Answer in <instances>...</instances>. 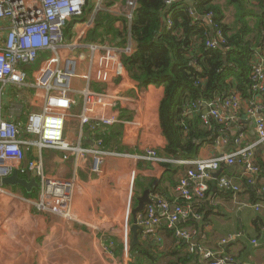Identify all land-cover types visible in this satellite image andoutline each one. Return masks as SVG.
<instances>
[{"label": "crops", "instance_id": "0c3cea01", "mask_svg": "<svg viewBox=\"0 0 264 264\" xmlns=\"http://www.w3.org/2000/svg\"><path fill=\"white\" fill-rule=\"evenodd\" d=\"M89 2L90 11L85 16L67 22L63 31L65 48L59 51L62 57L76 58L78 65L77 77L72 83L71 98L74 104L67 112L64 132V141L75 149L41 152L47 174L72 181L68 214L79 219L73 220L82 226L84 232L79 234H88L91 239H108V252L115 256L128 254L130 264H206L208 261L203 260V254L207 252L215 257L229 256L239 264H264V202L257 201L254 196L257 187L264 188V171L255 174L253 183L247 185L246 170L238 164H224L222 168L221 165L217 177L214 175L217 171L211 173L206 182L205 197L199 203L203 209L199 212L201 219L192 218L194 224L180 221L176 227L169 226L166 222L150 228L142 227L135 235L136 244L130 247L133 238L130 231L133 225L131 211L137 205L136 199L144 190L150 189L152 201L160 198L173 203L176 200L175 188L178 181L186 173V169L181 171L178 168L186 165L176 163L181 158L173 160L160 155L166 146L159 122V105L164 90L151 83L144 84L151 77H141L133 66L137 50L131 39V21L136 0ZM217 3L222 4L224 0H217ZM235 16L232 7L225 9L226 24L234 26ZM209 23L207 20V25ZM208 33L212 38L210 29ZM106 50L117 54L115 62L121 61L123 72L112 76L104 84L94 83L96 54ZM45 58L46 54L39 57L36 65L29 69L30 76ZM254 60L256 65L261 64L264 69V41L262 46L257 47ZM91 93H107L114 97L115 105L109 114H117L120 123L109 128L95 121H91L89 125H81L83 98ZM231 95L236 94L230 92L227 98ZM225 99L216 101L219 103V112L226 120L222 124L224 129L219 128L213 142L204 144L192 160H210L252 147L253 162L260 168L259 165H264V144L258 141L255 121L264 117V93L251 91L249 99L238 97L239 107L235 110L221 105ZM125 100L134 101V105H125ZM30 102L29 98H24L25 110ZM10 103L17 102L5 98L3 107L6 109ZM199 103L188 105L184 108L183 115L190 126L200 116L206 128L211 130V123L217 122L208 114L205 105L198 107ZM146 134H151L156 142L147 141L144 138ZM151 144L155 146L160 160L138 158ZM82 149H89L97 155L104 153L99 175L91 172L94 165L93 153L83 155L80 151ZM36 154L35 149H29L26 159L34 158ZM165 164L170 165L169 168ZM31 175L32 179L33 174ZM222 177L238 186V191L234 193L221 189L218 181ZM146 210L147 205L140 215L145 214ZM157 214H160L159 210ZM29 220L32 223L31 217ZM177 229L193 233L190 244L182 242L183 245L187 244L183 248L177 242L174 232ZM20 234L11 239L18 241V252L4 264H29L26 255L29 248L24 244L25 233ZM123 240L129 242L126 248ZM194 240L195 245L192 242ZM58 241V237L47 241L49 252L47 257L43 255L42 264H60ZM65 243L67 244L66 241ZM104 244L106 246L108 242L105 241ZM69 246L74 247L75 244L69 243ZM120 246L121 252L118 251ZM85 257L87 264L99 263L95 254H85Z\"/></svg>", "mask_w": 264, "mask_h": 264}, {"label": "built area", "instance_id": "2783aa9c", "mask_svg": "<svg viewBox=\"0 0 264 264\" xmlns=\"http://www.w3.org/2000/svg\"><path fill=\"white\" fill-rule=\"evenodd\" d=\"M85 4L86 0H0V180L16 171L20 178L29 181L32 173L39 185L37 207L58 215H69L72 181L47 174L41 152L75 149L64 141V132L67 112L74 104L71 98L72 83L77 77L78 65L76 58L62 57L59 51L65 48L63 31L67 22L80 18ZM206 19L211 23V15ZM167 26H171L169 20ZM223 43L221 32L217 29L216 40L209 39L206 45L216 48ZM44 54L47 58L30 76L29 69ZM114 57H118L117 54L108 50L96 54L94 83L104 84L112 76L123 72L121 61L115 62ZM116 69L120 71L117 72ZM251 78L254 82L252 91L264 93V69L261 64L253 68ZM7 88L17 89L30 99L27 110L22 103H10L6 109L3 107ZM124 103L127 106L134 105L132 100H125ZM114 105V97L107 93L85 95L80 116L81 125H89L91 121H95L109 128L120 123L117 114H109ZM200 105L207 107L208 114L217 123L226 122L216 101H205L199 103L198 107ZM221 105L235 110L239 107V99L236 95H231ZM255 131L258 141L264 144V117L255 121ZM144 138L151 143L156 142L151 134L144 135ZM98 143L100 144L99 141ZM29 149H35L37 154L27 160L25 150ZM80 151L83 155L93 153L89 149ZM93 155L94 165L91 172L99 175L105 155L103 152ZM253 156L254 149L247 147L228 156L210 160L176 161L177 164L190 167L175 188L176 200L173 203H167L160 198L152 201L151 205H147L146 213L137 216V224L150 228L166 222L169 226L176 227L180 221L201 219L199 214H193L190 205H197L204 199L206 182L211 173L218 171L221 165L238 164L246 170L248 184H252L253 176L260 172L258 165L253 162ZM138 158L160 160L153 144L146 147ZM218 186L234 193L238 191V186L224 177L219 179ZM2 188L4 187L0 185V192ZM179 199L187 203V206L178 204ZM125 235L127 236L126 229ZM175 235L177 239L189 242L193 233L177 229ZM123 241L126 245L127 240ZM203 260L208 261L206 264H239L229 256L215 257L209 252L203 254Z\"/></svg>", "mask_w": 264, "mask_h": 264}, {"label": "trees", "instance_id": "16d2710c", "mask_svg": "<svg viewBox=\"0 0 264 264\" xmlns=\"http://www.w3.org/2000/svg\"><path fill=\"white\" fill-rule=\"evenodd\" d=\"M89 4L86 0L82 16L90 11ZM228 7L235 11L234 26L225 23ZM193 11L203 18L211 15L212 38L206 24L195 18ZM217 29L224 43L209 48L206 42L216 40ZM131 39L137 50L134 69L141 77H151L144 84L151 83L164 90L159 122L166 146L160 155L166 159L192 160L204 144L213 142L217 130H223L224 126L211 123L209 130L200 116L190 126L183 115L184 108L192 103L221 101L230 92L241 99L250 98L255 51L264 41V0H224L222 4L217 0H136ZM259 166L262 173L264 165ZM185 167L178 170H187ZM255 192L256 200L264 202V188L257 187ZM182 201L179 199L178 204L187 206ZM190 207L193 214L203 210L200 204ZM191 219L186 222L194 224ZM177 242L181 248L187 245L179 239ZM121 250L122 246L118 248Z\"/></svg>", "mask_w": 264, "mask_h": 264}, {"label": "rangeland", "instance_id": "374dc122", "mask_svg": "<svg viewBox=\"0 0 264 264\" xmlns=\"http://www.w3.org/2000/svg\"><path fill=\"white\" fill-rule=\"evenodd\" d=\"M25 97L17 89L11 88L6 90L4 98L24 104ZM1 190L0 207L3 205V208L0 209V264H4L9 257L16 255L19 250L18 241L11 239L22 232L25 233L24 244L29 248V252L25 250L29 264H42L43 255L47 257L49 252L47 241L57 237L59 239L57 246H60V264H87L85 254H95L98 264H130L128 254L115 256L108 252V239H91L88 234H79L84 231L80 224L73 222L77 217L67 214L58 215L43 208L39 209L37 188L35 189L37 192L32 191L30 195L18 187H4ZM29 217L32 218V223ZM105 241L108 242L106 246ZM69 243L75 246L70 247ZM123 245L126 248V245Z\"/></svg>", "mask_w": 264, "mask_h": 264}, {"label": "water", "instance_id": "95a60500", "mask_svg": "<svg viewBox=\"0 0 264 264\" xmlns=\"http://www.w3.org/2000/svg\"><path fill=\"white\" fill-rule=\"evenodd\" d=\"M186 1L189 2V1H194V0H186ZM192 13H193L195 18L203 21L207 25V19L206 18L199 17L197 14H195L194 11ZM207 27H208V29H210L211 36H213V31L211 30L212 29L211 26L207 25ZM223 63L226 64L225 54H223ZM206 112H207V110H206ZM222 167H224V165H222L221 168ZM218 172H219V170L216 173H214L215 177L218 176ZM0 185L3 187H7V188H17V187L21 188L24 190V192L27 195H30L32 193V191L35 190L36 188H38V186H39L34 175H33L32 179L28 181L26 179L20 178L16 171H14L11 176L2 178L0 180ZM150 192H151L150 189L144 190L142 195L136 199L137 205L131 211V218H132L133 225H132L130 231L133 235V238H132V242H131L130 247L134 246V244H136V242H137V239L135 237L137 231L142 230V227L137 224V216L144 211V208L146 205L152 204ZM192 242L194 245L196 244L195 240ZM188 243L190 244L191 242L189 241Z\"/></svg>", "mask_w": 264, "mask_h": 264}]
</instances>
